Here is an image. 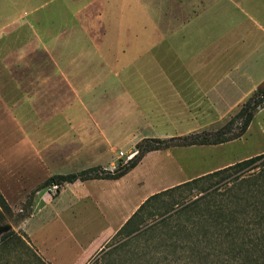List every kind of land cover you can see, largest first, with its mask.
I'll return each mask as SVG.
<instances>
[{
    "label": "crops",
    "instance_id": "crops-1",
    "mask_svg": "<svg viewBox=\"0 0 264 264\" xmlns=\"http://www.w3.org/2000/svg\"><path fill=\"white\" fill-rule=\"evenodd\" d=\"M32 2L33 0H0V60L14 56L17 41L31 42V29L50 26L42 23L46 22L47 17L42 18L41 24L37 19L33 22L32 19L17 18V4L32 5ZM143 2L144 0H137L136 4L141 5ZM182 7L183 23L176 22L183 28V35L138 34L113 37L112 41L119 45L134 44V48L129 47L125 52L129 57L130 54L140 55L142 51L157 49L165 51L167 48H164V45L167 43L185 45L184 49L190 53L185 58L184 68L171 71L172 73H169L171 76L165 84L130 86L127 93L120 97L121 102H125V106L120 105L122 110L117 116L95 114V110L101 106L97 101L100 97L96 94L90 95L86 102L71 103L69 107L73 110L62 112L61 117H66L67 123L75 125L85 123L89 127L86 132L66 133L73 140L86 141L81 142V147L66 154L67 157L69 156L66 162L63 153H58V151L55 153V158L49 157L47 146L49 134L47 132L40 135L39 148H33L32 119L33 116L42 117L43 115L41 112L38 114L33 112L32 109L47 105L32 100L21 103L14 99L2 98L0 88V193L13 214L22 211L19 208L26 203L33 189L39 188L50 176L77 173L92 167H101L112 172L119 161L117 156L121 151L117 148L118 145L135 138L141 131L140 124L145 122L146 125L162 124L164 132L157 134L153 132V128L151 130V127L146 126L149 132L137 136L138 140L148 138L150 134L151 137H159V139L179 137L182 134L180 128L184 129L186 124H192L193 116H207L212 108H216L221 113V107L232 105L237 101V94L230 97L227 93L239 90L237 76L241 70L245 75L253 73L264 76V0H184ZM17 30L20 34L18 38H21L19 40H17ZM106 39L111 41L105 37L104 43H108ZM191 44H198L205 54L195 59L191 56L192 49L189 47ZM118 49L122 50L123 47L120 46ZM170 50L173 48L169 47L168 51ZM108 53L109 51L107 53L103 51L100 52L102 56L98 53L87 58L103 59L104 64L107 65V60L111 57H106ZM44 56L47 58V53ZM125 68L129 67L119 66L118 69ZM3 72L5 77L13 75L9 68L3 69ZM64 72V69H55V74L60 76L61 82H63ZM85 72L84 75L91 77L113 74L107 66L87 68ZM147 72L143 68L138 69L137 74L144 77L148 75ZM38 73L40 76L46 75L42 69ZM160 74L166 75V72L161 71ZM10 81L14 83L15 79H4L3 83L10 84ZM96 81L89 78L87 83L95 85ZM46 82L47 79L42 78L39 84L43 85ZM16 108H23V110L17 111ZM82 108L87 109L88 114L85 117ZM44 117L47 119V116ZM46 119L45 122H47ZM114 123L116 126H112ZM176 124L180 125L178 129L174 127ZM175 131H178L180 135H176ZM53 138L65 139L68 135L54 133L51 139ZM136 141L130 145L127 153H132L131 149L134 148ZM58 146L59 144L56 143V148ZM195 147L198 146L172 148ZM199 147L204 148L205 146ZM89 159L94 162L85 166L84 163L90 161ZM233 163L235 162H229L211 171L201 172L194 177L182 176L180 180L172 184L150 188L144 195H140L139 190V187L144 185L143 180L133 181L131 179L130 174L136 168L117 180L77 181L60 186L55 191L56 193L41 189L32 196L31 214L20 222L17 230H22L37 254L43 260L48 261L52 257L48 255L51 251H59V245L55 242L57 239L51 236L52 242L56 244L54 247L48 246L47 242L41 239L38 241L34 233L29 230L30 223L39 219V229L43 232L48 231L50 219H58L66 214L69 216L68 219L73 220L82 213H92L93 217L96 215V218L104 222V228L100 232L101 237L107 229H112L113 225L120 223L123 219L124 222L120 224L117 232L149 196ZM63 169L72 170L63 174ZM68 235V240H72L73 235ZM61 243L63 242L59 244ZM89 254L81 252L74 257L73 262L79 264L80 261H85Z\"/></svg>",
    "mask_w": 264,
    "mask_h": 264
},
{
    "label": "rangeland",
    "instance_id": "rangeland-1",
    "mask_svg": "<svg viewBox=\"0 0 264 264\" xmlns=\"http://www.w3.org/2000/svg\"><path fill=\"white\" fill-rule=\"evenodd\" d=\"M136 3L137 0H33L32 5L17 4L18 19H32L33 22L37 19L41 24L42 18L47 17L46 22L42 23L50 25L47 28L31 29V42L20 43L17 41L14 56L0 60L2 98L14 99L21 103L32 100L47 105L32 109L33 112L37 114L41 112L43 115L42 117L33 116L32 119L33 148H39V137L43 132H47L49 134L47 140L49 157L55 158V153L58 151V153H63L66 162L69 159L66 154L81 147V142H86L85 140H73L66 133L86 132L89 127L85 123L79 125L67 123V118L61 117L62 112L73 110L69 107L71 103L86 102L90 95L96 94L97 97H100L97 101L101 106L95 110V114L117 116L122 110L120 105L125 106V102H121L120 97L127 93L130 86L165 84L171 76V71L184 68L185 58L190 53L184 49L185 45L167 43L164 45V48H167L165 51L161 49L142 51L140 55L130 54L129 57L125 52L129 47L134 48V44L119 45L112 41L113 37L138 34L183 35V28L177 22L183 23L184 0H144L141 5ZM112 24L115 25L112 26ZM18 35L20 36L17 30V40L21 39L18 38ZM105 37L111 39L112 42L106 39L108 43H104ZM120 46L123 47L122 50L118 49ZM100 47L106 50H102ZM169 47L173 50L168 51ZM189 47L192 49L191 56L195 59L205 54L198 44H191ZM180 49L182 50L179 51ZM103 51L106 53L109 51L106 57L111 56L107 60V65L104 64L103 59L87 58L98 53L101 55L100 52ZM45 53L48 55L47 58L44 56ZM197 60L202 62V60ZM106 66L113 71V74L92 77L84 75L87 68ZM119 66L129 68L118 69ZM142 67L148 71V75L144 77L137 74L138 69H143ZM7 68L13 75L9 77L3 75V69ZM57 68L65 71V75L62 77L63 82H61L60 76L55 74ZM40 69L46 73L45 76L39 75ZM159 70L165 71L166 75L160 74ZM243 73L241 70L237 76L239 90L227 93L230 97L237 94L236 102L221 107V113L216 108H212L207 116H193L192 124H186L184 129L180 128L181 135L178 134V131H175V134L183 137L201 132H215L220 129L258 88L264 86L263 75L253 73L245 75ZM13 78L15 79L14 83L11 81L10 84L3 83L4 79L12 80ZM42 78L47 79V82L40 85L39 81ZM89 78L97 80L95 85L87 83ZM15 110L19 111L23 108ZM81 110H84L83 116H87V109L82 108ZM44 116H47V119ZM45 119L47 122L44 121ZM112 126H116V124L114 123ZM146 126L151 127V130L153 128L154 133L164 132L162 124L146 125V122L140 124L141 131L135 138L123 141L118 145L117 148L123 153V156L120 155V152L117 156L119 161L114 169L119 162L125 163L133 157L136 152L135 145L144 139L138 140L137 136L149 132L148 129L146 130ZM179 126L176 124L174 127L178 129ZM170 127L172 126L170 125ZM54 133H64L68 135V138L51 139ZM50 135L52 136L50 137ZM148 138L159 139V137H151V134ZM134 141L136 143L131 149L132 153H127ZM56 143L59 144L58 148H56ZM261 153H264V105L254 114L251 124L241 138L220 146L172 148L151 152L144 157L130 175L133 181L143 180L144 185L140 186L139 190L140 195H144L150 188L172 184L180 180L182 176L194 177L201 172L211 171L229 162H236ZM89 160L84 163L85 166L94 162L92 159ZM68 170L72 169H63V174ZM37 189H33L32 196ZM46 190L49 191V189ZM198 192L197 189H193L190 193H184L178 200V204L181 205L189 201ZM49 193L56 192L52 190ZM177 206L179 207V205ZM19 209H22V205ZM18 213L22 214V212H17L14 216ZM93 216L92 213H82L79 217L71 220L68 219V215L64 214L58 219H50L48 231L44 230L43 232L39 229V219L30 223L29 230L34 233L38 241L41 239L51 247L56 245L55 242L59 245V251H51L48 254L52 256L51 260H42L47 264H75L74 257L81 252H87V254L90 253L88 258L85 261H80L79 264H97L107 250L126 240L121 236L114 237L116 230L124 222L123 219L120 223L113 225L112 229H107L100 237L104 222L96 218V215ZM160 219L162 218L159 216L150 218L146 222V227ZM5 224L11 225L10 231H14L17 237L13 238V242L6 246L0 244V264H43L22 230H17L20 222L16 220V217L5 220L2 225ZM68 234L73 235L72 240H68ZM51 236L56 237L57 240L52 242ZM60 242L63 243L59 244Z\"/></svg>",
    "mask_w": 264,
    "mask_h": 264
},
{
    "label": "trees",
    "instance_id": "trees-1",
    "mask_svg": "<svg viewBox=\"0 0 264 264\" xmlns=\"http://www.w3.org/2000/svg\"><path fill=\"white\" fill-rule=\"evenodd\" d=\"M263 105L264 86L215 132L169 139L144 138L135 145L133 157L119 162L112 172L92 167L54 175L37 191L77 181L117 180L150 152L172 147L216 146L237 140ZM193 189L199 191L194 198L178 204L181 196ZM32 194L22 205V214L14 216L0 193V225L13 217L19 222L28 218ZM155 216L162 219L146 227V222ZM115 236L126 240L107 250L97 264H264V153L149 196ZM15 237L17 234L9 231L0 236V244L6 246Z\"/></svg>",
    "mask_w": 264,
    "mask_h": 264
},
{
    "label": "water",
    "instance_id": "water-1",
    "mask_svg": "<svg viewBox=\"0 0 264 264\" xmlns=\"http://www.w3.org/2000/svg\"><path fill=\"white\" fill-rule=\"evenodd\" d=\"M11 229H12L11 225H8V224L0 225V236L2 234L9 232Z\"/></svg>",
    "mask_w": 264,
    "mask_h": 264
},
{
    "label": "built area",
    "instance_id": "built-area-1",
    "mask_svg": "<svg viewBox=\"0 0 264 264\" xmlns=\"http://www.w3.org/2000/svg\"><path fill=\"white\" fill-rule=\"evenodd\" d=\"M120 155H121V156H123V153L121 152V153H120ZM58 188H59L58 186H56V185H53V186H51V187H50V188H48V189H49V191H52V190H54V191H57V190H58Z\"/></svg>",
    "mask_w": 264,
    "mask_h": 264
}]
</instances>
